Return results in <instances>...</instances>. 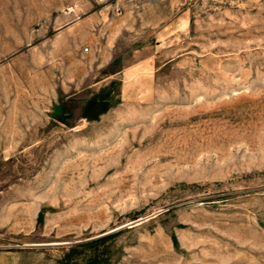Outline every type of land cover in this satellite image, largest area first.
Listing matches in <instances>:
<instances>
[{
    "label": "rangeland",
    "instance_id": "obj_1",
    "mask_svg": "<svg viewBox=\"0 0 264 264\" xmlns=\"http://www.w3.org/2000/svg\"><path fill=\"white\" fill-rule=\"evenodd\" d=\"M0 264H264V0H0Z\"/></svg>",
    "mask_w": 264,
    "mask_h": 264
},
{
    "label": "built area",
    "instance_id": "obj_2",
    "mask_svg": "<svg viewBox=\"0 0 264 264\" xmlns=\"http://www.w3.org/2000/svg\"><path fill=\"white\" fill-rule=\"evenodd\" d=\"M113 1H121V0H101V2H103L104 4H108V3H112ZM178 1H182V0H178ZM120 9H118V13H120Z\"/></svg>",
    "mask_w": 264,
    "mask_h": 264
}]
</instances>
